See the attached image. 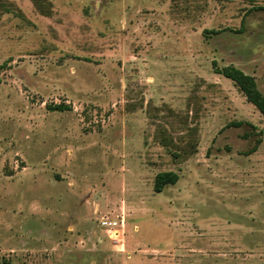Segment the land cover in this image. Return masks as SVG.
<instances>
[{
	"label": "rangeland",
	"instance_id": "obj_1",
	"mask_svg": "<svg viewBox=\"0 0 264 264\" xmlns=\"http://www.w3.org/2000/svg\"><path fill=\"white\" fill-rule=\"evenodd\" d=\"M214 61L264 94V0H0V264H264V114Z\"/></svg>",
	"mask_w": 264,
	"mask_h": 264
},
{
	"label": "trees",
	"instance_id": "obj_2",
	"mask_svg": "<svg viewBox=\"0 0 264 264\" xmlns=\"http://www.w3.org/2000/svg\"><path fill=\"white\" fill-rule=\"evenodd\" d=\"M214 63V71L222 74L223 76L231 79L238 88L243 92L246 99L250 101L261 113L264 114V94L259 89L253 75L245 72L241 68L233 64H225L216 66ZM52 108L62 109V105H54ZM255 149L252 147L248 152ZM178 173L173 170L159 171L155 174L153 188L155 191L160 192L167 185L174 184L178 180Z\"/></svg>",
	"mask_w": 264,
	"mask_h": 264
},
{
	"label": "built area",
	"instance_id": "obj_3",
	"mask_svg": "<svg viewBox=\"0 0 264 264\" xmlns=\"http://www.w3.org/2000/svg\"><path fill=\"white\" fill-rule=\"evenodd\" d=\"M118 221L116 219L105 217L100 220V224L103 228H105L106 233L109 237L115 238L118 235V231L116 229ZM122 225V224H121Z\"/></svg>",
	"mask_w": 264,
	"mask_h": 264
}]
</instances>
